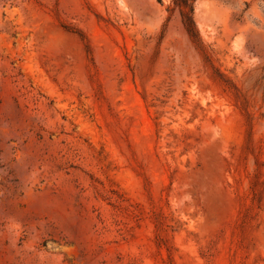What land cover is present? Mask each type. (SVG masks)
I'll return each instance as SVG.
<instances>
[{
	"label": "rangeland",
	"instance_id": "1",
	"mask_svg": "<svg viewBox=\"0 0 264 264\" xmlns=\"http://www.w3.org/2000/svg\"><path fill=\"white\" fill-rule=\"evenodd\" d=\"M187 2L0 0V264H264V0Z\"/></svg>",
	"mask_w": 264,
	"mask_h": 264
},
{
	"label": "trees",
	"instance_id": "2",
	"mask_svg": "<svg viewBox=\"0 0 264 264\" xmlns=\"http://www.w3.org/2000/svg\"><path fill=\"white\" fill-rule=\"evenodd\" d=\"M183 1L185 4L188 3L187 2L188 0H183ZM193 29H194V21H193L192 17L191 18L189 17L188 30H193Z\"/></svg>",
	"mask_w": 264,
	"mask_h": 264
}]
</instances>
